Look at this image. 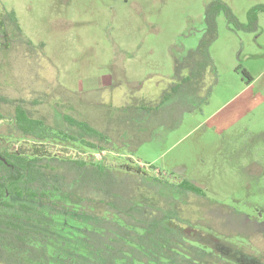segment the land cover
Instances as JSON below:
<instances>
[{"label": "rangeland", "instance_id": "1", "mask_svg": "<svg viewBox=\"0 0 264 264\" xmlns=\"http://www.w3.org/2000/svg\"><path fill=\"white\" fill-rule=\"evenodd\" d=\"M213 1L224 3L243 24L252 8L264 5V0H0V13L13 12L21 31L6 26L7 38L0 32L1 44L7 43L0 51V96L38 98L41 104L29 108L48 123L52 109L101 126L106 113L135 103L146 107L173 79L174 59L203 40L206 7ZM215 20L208 52L217 82L208 103L184 113L173 130L141 132L146 141L131 146L126 151L131 156L113 155L106 163L145 172L152 165L155 176L194 183L205 196L188 198L183 213H201L202 223L217 233L230 240L243 236L264 253V229L258 226L264 225V14H257L255 33L232 29L221 11ZM237 68L253 81L247 84ZM12 110L0 111L1 142ZM8 145L26 149L31 142Z\"/></svg>", "mask_w": 264, "mask_h": 264}, {"label": "trees", "instance_id": "2", "mask_svg": "<svg viewBox=\"0 0 264 264\" xmlns=\"http://www.w3.org/2000/svg\"><path fill=\"white\" fill-rule=\"evenodd\" d=\"M220 11L232 29L255 33L264 5L252 8L243 24L224 3H210L203 40L174 59L173 79L158 100L106 113L104 126L60 109H52L48 123L29 108L41 104L38 98L0 96V111L13 107L0 141V264H264V253L245 237L230 240L203 224L201 213H183L188 198L205 196L194 183L155 176L152 165L145 172L106 163L113 155L131 156L126 151L146 141L141 132L173 130L184 113L208 103L217 82L208 47ZM6 26L21 32L13 12L3 9L1 33ZM18 140L31 142L30 148H9Z\"/></svg>", "mask_w": 264, "mask_h": 264}, {"label": "flooded vegetation", "instance_id": "3", "mask_svg": "<svg viewBox=\"0 0 264 264\" xmlns=\"http://www.w3.org/2000/svg\"><path fill=\"white\" fill-rule=\"evenodd\" d=\"M9 34H8V32H7V30H5V33L3 34V33H1V36H2V38L5 36V37H7ZM3 45H4V47H7V43H3ZM258 226H260V227H262L263 229H264V225H258Z\"/></svg>", "mask_w": 264, "mask_h": 264}, {"label": "crops", "instance_id": "4", "mask_svg": "<svg viewBox=\"0 0 264 264\" xmlns=\"http://www.w3.org/2000/svg\"><path fill=\"white\" fill-rule=\"evenodd\" d=\"M262 42L260 41V44H261ZM262 45V44H261ZM245 71L249 74V72L245 69ZM250 75V74H249ZM250 77L253 79V77H252V75H250ZM253 81V80H252Z\"/></svg>", "mask_w": 264, "mask_h": 264}, {"label": "water", "instance_id": "5", "mask_svg": "<svg viewBox=\"0 0 264 264\" xmlns=\"http://www.w3.org/2000/svg\"><path fill=\"white\" fill-rule=\"evenodd\" d=\"M0 159H2V158H0Z\"/></svg>", "mask_w": 264, "mask_h": 264}]
</instances>
